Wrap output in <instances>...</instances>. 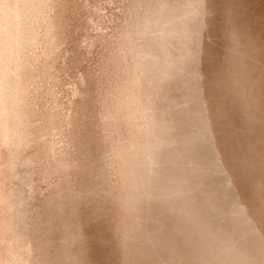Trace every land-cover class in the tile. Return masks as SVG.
Listing matches in <instances>:
<instances>
[{"label":"rangeland","instance_id":"rangeland-1","mask_svg":"<svg viewBox=\"0 0 264 264\" xmlns=\"http://www.w3.org/2000/svg\"><path fill=\"white\" fill-rule=\"evenodd\" d=\"M0 264H264V0H0Z\"/></svg>","mask_w":264,"mask_h":264},{"label":"bare ground","instance_id":"bare-ground-1","mask_svg":"<svg viewBox=\"0 0 264 264\" xmlns=\"http://www.w3.org/2000/svg\"><path fill=\"white\" fill-rule=\"evenodd\" d=\"M47 106V105H46ZM54 110V109H53ZM50 123V122H49ZM54 124V123H53ZM58 170V169H57ZM63 197V196H62ZM66 210V209H65ZM64 213V212H63ZM62 218H60V220H61ZM64 221V220H63ZM65 224V223H64ZM46 237V236H45ZM66 237V236H65ZM69 237V236H68Z\"/></svg>","mask_w":264,"mask_h":264}]
</instances>
